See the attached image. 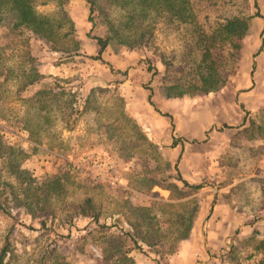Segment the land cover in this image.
Segmentation results:
<instances>
[{
    "label": "rangeland",
    "instance_id": "1",
    "mask_svg": "<svg viewBox=\"0 0 264 264\" xmlns=\"http://www.w3.org/2000/svg\"><path fill=\"white\" fill-rule=\"evenodd\" d=\"M93 1L90 13L89 0H34L30 14L12 13L0 28L1 40L28 47L39 76L62 87L43 93L54 107L39 141L26 131L21 102L30 88L19 97L21 83L10 81L0 96V251L10 244L8 264H115L102 258L105 228L139 233L141 249L117 264H169L183 245L191 249L195 228L197 243H214L208 264H264V131H241L250 120L264 127V0H190L186 19L157 3L134 28L129 0ZM94 37L109 40L102 61L91 59ZM204 55L226 85L161 110L171 83L202 86ZM174 140L181 146L173 149ZM88 197L98 225L79 215ZM219 229L226 237L218 249Z\"/></svg>",
    "mask_w": 264,
    "mask_h": 264
},
{
    "label": "trees",
    "instance_id": "2",
    "mask_svg": "<svg viewBox=\"0 0 264 264\" xmlns=\"http://www.w3.org/2000/svg\"><path fill=\"white\" fill-rule=\"evenodd\" d=\"M33 1L34 0H0V28H4L3 23L12 13L20 15L30 14L34 8V4H32ZM66 1L68 0H63L64 4ZM63 2L60 3L63 4ZM189 2L190 0H129L130 4L127 5V12L132 28H134L136 26L135 23L138 22L140 18L145 19L156 9L155 4L157 5V3L158 5L165 4L167 7L169 6L170 8H167V10L174 13L179 18H189V16H187V13L191 12ZM43 3L45 2H42V4ZM125 6L126 5L122 4V7ZM95 9L96 7L94 1L89 0V12L91 13ZM255 15L259 17V12H256ZM234 23H236V20H230L225 24V27H229ZM93 39L99 46V52L97 56L91 57V59L102 61L101 54L107 46L109 40L105 37H94ZM201 39V35H197L196 41L199 40V42H203ZM205 40L206 44H208L209 39L206 38ZM16 47L19 46L15 40L0 39V96L3 92V88L10 81H18L21 83V86H19L16 90V94L19 97L22 92H25L26 90L28 91V88H30V96L22 98L21 102L29 107V109L26 110L29 116L27 120L29 124L26 126V131L31 138L35 141H39L37 139V133L47 131V127L50 125V116L53 115L52 111L54 107L52 104L48 106V100H43V93L45 94V92H47L48 96H53V94L57 93L56 91L62 89V87L59 86L57 81H49L44 79V77L39 76L33 68L36 60L28 47H25V49L20 51H17L15 49ZM208 56L204 55L203 64L205 62L206 64H202V66H200L201 87L182 89L179 84L173 82L168 86V88H166L167 92L165 93V98H195L198 96L200 97L203 94L216 92L220 88L224 87L226 85V76L220 75L217 66L213 61H207ZM252 65L254 66V64ZM148 102L151 103L150 99ZM164 116L167 115L164 114ZM223 128L227 127L223 126ZM263 128V125L250 120L249 126L244 128L242 133H248L249 136L252 135V133L257 134L258 136H263ZM50 184L51 189L54 188V191H56L58 182H55V186L54 182ZM183 184L190 190L194 191L200 188V186L188 185L186 182H183ZM24 191L26 193L24 198L19 201V205L27 210L30 208L27 200L31 199V197H29L28 191ZM35 201L39 202L40 200L36 199ZM42 201L44 203L46 198L43 197ZM2 211L3 200L0 198V212ZM79 215L91 218L96 225L99 224L100 212H96L94 210L93 201L90 197L85 198ZM140 217L143 219L142 215ZM138 223L139 222H136V226ZM40 225L44 227L43 221L40 222ZM131 227H134V225ZM99 228L104 229V226L101 225ZM137 238H139L138 232L133 234L128 230L116 229L113 231L110 230V228H105V232H103L99 238V241L101 242V254L103 261H113V263L117 264V262L127 259L126 254L130 250L141 249L140 244L137 242ZM12 253L10 244L6 242L0 251V264H8ZM228 256L229 252L225 253V256H221L220 262H224L225 258ZM254 256L255 255L251 253L247 256V259H252Z\"/></svg>",
    "mask_w": 264,
    "mask_h": 264
},
{
    "label": "crops",
    "instance_id": "3",
    "mask_svg": "<svg viewBox=\"0 0 264 264\" xmlns=\"http://www.w3.org/2000/svg\"><path fill=\"white\" fill-rule=\"evenodd\" d=\"M196 101L197 102H194V103L198 104V106H201L203 104L202 103L203 101L201 98L197 99ZM179 104L182 106L184 105V107H187L189 105L186 100H180L178 102H175V100L168 99L167 101L163 102L161 110H164L170 114V113H172L171 112L172 110H176L174 107H177V105H179ZM167 117H170V116L167 115ZM243 120H244V118H243ZM213 125H214V122H213ZM204 131H206V128L203 130V132L201 134H200V131L197 133V136L200 137L199 139H205L206 138L207 133H205ZM219 131H222V129L221 130L218 129L217 134L219 133ZM197 136H194V137H197ZM215 137H216L215 134L210 135L206 144L211 143L212 142L211 140H214ZM180 144H181L180 140L179 141L176 140L173 144H171V147H173V149H175ZM212 146H214V145H212ZM215 147H216V145H215ZM241 230H242V228H241ZM238 232H239V230L237 231V229H236V231L234 233L238 234ZM194 233L192 234V237L189 238L190 240H188L186 242L187 245L192 244V245H190L191 249L190 250L185 249V245H183L181 247V249L178 252H176V255H174L171 258V260H168L169 264H208L207 262L210 261V258L214 257L213 255H211L215 251L214 250L215 249L214 243L210 244V243L205 242L204 244L200 245L199 243H197L198 233H197L196 228L194 229ZM200 235L202 237H204V234L202 235V232L200 233ZM216 236H219L218 237V246H217L219 249L220 247H222L224 245L221 242V240H223V239L225 240L224 237H226V235H224V230H221V229L217 230Z\"/></svg>",
    "mask_w": 264,
    "mask_h": 264
}]
</instances>
